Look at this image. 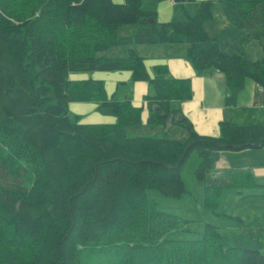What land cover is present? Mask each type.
I'll return each instance as SVG.
<instances>
[{
    "label": "trees",
    "instance_id": "16d2710c",
    "mask_svg": "<svg viewBox=\"0 0 264 264\" xmlns=\"http://www.w3.org/2000/svg\"><path fill=\"white\" fill-rule=\"evenodd\" d=\"M212 3L247 36L264 37V0H201L193 16L166 22L144 0H0V264H264L258 248L225 246L216 224L205 223L198 238L168 237L191 231L148 195L189 193L181 169L196 150L202 204L222 214V190L242 172L216 170V161L222 150L264 146V117L221 120L217 136L199 134L177 106L192 96L189 78L165 64L151 75L132 48L104 54L118 44L186 43L195 70L224 74V103L234 105L246 78L264 88V45L258 60L222 50L204 26ZM128 24L131 34L118 33ZM96 70L148 81L147 124L163 126L162 134L129 135L139 106L108 98L101 80L69 78ZM70 102H94L116 120L81 123ZM254 181L248 170L239 187Z\"/></svg>",
    "mask_w": 264,
    "mask_h": 264
},
{
    "label": "rangeland",
    "instance_id": "374dc122",
    "mask_svg": "<svg viewBox=\"0 0 264 264\" xmlns=\"http://www.w3.org/2000/svg\"><path fill=\"white\" fill-rule=\"evenodd\" d=\"M192 1L193 2H189L185 6V8L190 12V16H193L196 13L201 0ZM154 3L155 0H144L145 6ZM159 3L162 4L161 1H157V5ZM183 8L184 7L182 6L181 8L177 9L176 12L178 13L182 11ZM211 9L213 18L205 21L204 26L206 28L208 25L207 32L211 36L216 38L219 37L221 39L222 45L226 41L228 43L231 42L229 40L231 35L232 42L227 45V49L230 50L228 53L235 51H241L244 53L245 51L247 53L244 54L250 60H258L263 57L262 45H264V37L258 40L249 37L247 41H243L236 33L228 30L227 24H229V22L225 17L221 7L215 3L211 5ZM186 16L180 17L176 15L175 19H185ZM164 20H166V15ZM221 26L224 27V29L221 30ZM134 27L135 25L133 24L123 25L119 27L118 33L129 35L132 33ZM216 33L221 34V36L216 35ZM134 45L135 43L130 45H114L104 51V54L107 56H125L127 54L125 52L128 51V48L135 50ZM166 46L167 45L165 44L154 45L153 43H150L148 45L142 46V48L143 51L148 54L150 58H152L159 55L157 48ZM258 48L260 51H262L261 55H258ZM255 53L256 55H254ZM146 82L148 84L147 92H150L151 90L149 89L151 85L148 81ZM125 93L131 94L130 84H127L125 88L119 89L118 91V94L121 95ZM138 105L141 106V104ZM148 110L149 106L145 105V111L147 112L145 122L143 118H141V122L139 124L128 127L127 132L129 135L159 136L162 134L163 126L147 124V116L149 113ZM221 153H225L227 155L228 162L231 160V163L228 166L229 168L231 167V169H237L242 172L241 176L237 178L232 185H227L222 190V194L217 206V211L222 214L207 209L202 204L204 187L203 183L195 176V170L200 161L199 154L196 150L190 152L181 169V177L185 182V186L189 193L181 197H168L156 189H148V195L152 200L155 201L156 208L158 210L177 215L182 225L191 231L186 232L180 229L172 230L167 233L168 237L183 239L198 238L204 230V224L211 223L216 224L219 227V231L222 235V242L225 246H249L258 248L262 253H264V172H261L258 167V162H264V146L247 148L243 151L222 150ZM261 165L264 167V164ZM217 167L219 168L218 164L216 163V170H218ZM248 170L253 174L255 180L254 182L259 185L249 186V188H240L239 185L242 182V177L248 173Z\"/></svg>",
    "mask_w": 264,
    "mask_h": 264
},
{
    "label": "crops",
    "instance_id": "0c3cea01",
    "mask_svg": "<svg viewBox=\"0 0 264 264\" xmlns=\"http://www.w3.org/2000/svg\"><path fill=\"white\" fill-rule=\"evenodd\" d=\"M114 1L119 2L122 0ZM157 1H161L162 4L159 3L157 5ZM189 2L193 1L155 0L154 4H149L146 7L155 8L157 11V20L166 22L170 21L171 19H175L176 15L185 17L187 13H190L185 8L186 4ZM182 6L184 7L183 10L177 13V9L181 8ZM165 15L166 20H164ZM227 26L229 31L236 33L243 41L248 40L249 36H247L243 30H237V28L232 26L230 23L227 24ZM205 29L208 31V25ZM220 29L222 30L224 27L221 26ZM216 35L221 36L219 33H216ZM229 40L232 42L231 35ZM217 41L221 49H223L225 52L230 51L227 49V45L231 42L228 43L226 41L222 45L221 39L219 37H217ZM153 44H165L167 46L157 48L159 55L152 58H150L142 48V46L148 44H135V47H133L135 48V52L144 58L145 68L151 75V67H153V65L165 64L173 76L190 79L192 96L188 100L179 102L177 106L179 107L181 114L191 122L193 128L199 134L217 136L219 134V123L221 120L233 121L237 124H250L264 117V88L259 86L253 79H245L243 89L237 93L236 104L226 105L224 103V98L226 95V83L224 74L222 72L212 68H207L201 71L195 70L190 61L187 59L188 45L186 43ZM258 50V55H261L262 51H260L259 48ZM125 53H127V51ZM244 53L247 52L244 51ZM254 55H256V53ZM69 78H90L103 81L108 98L113 100L129 99L130 102L141 108V118H143L145 122L147 115V112L145 111V105L147 106L148 103L146 99V93H149L147 92L148 84L144 80L132 81L131 72L129 70L70 73ZM127 84L131 85V94L125 93L123 94L125 96L118 94L119 89L125 88ZM138 104H141V106ZM68 106L69 113L78 115L80 118L79 122L81 123H113L116 120V118L112 115L101 114L98 112L97 104L93 102H70ZM163 131L164 129H162V132ZM246 149L247 148L234 151H243ZM216 163L219 166L217 169L221 170L223 168H227L231 163V160L228 162L227 155L225 153H220L219 159L216 161ZM258 163L260 171L264 172V167L261 165L264 164V162L260 161Z\"/></svg>",
    "mask_w": 264,
    "mask_h": 264
}]
</instances>
